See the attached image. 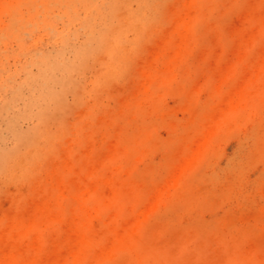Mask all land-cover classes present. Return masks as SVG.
Here are the masks:
<instances>
[{
    "label": "rangeland",
    "instance_id": "1",
    "mask_svg": "<svg viewBox=\"0 0 264 264\" xmlns=\"http://www.w3.org/2000/svg\"><path fill=\"white\" fill-rule=\"evenodd\" d=\"M0 264H264V0H0Z\"/></svg>",
    "mask_w": 264,
    "mask_h": 264
}]
</instances>
